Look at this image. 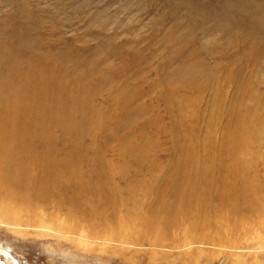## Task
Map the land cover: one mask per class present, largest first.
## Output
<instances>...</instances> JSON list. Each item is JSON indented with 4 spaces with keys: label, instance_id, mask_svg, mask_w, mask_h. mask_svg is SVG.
<instances>
[{
    "label": "rangeland",
    "instance_id": "obj_1",
    "mask_svg": "<svg viewBox=\"0 0 264 264\" xmlns=\"http://www.w3.org/2000/svg\"><path fill=\"white\" fill-rule=\"evenodd\" d=\"M186 62L199 65L200 86L171 84L170 76ZM11 66L15 81L27 80L20 71L27 66L42 69L30 87L21 85L29 104L33 87L42 93L66 81L70 87H102L86 106L101 111L100 123L78 152L87 150L103 171L115 172L110 181L123 197L131 188L154 184L158 174L172 180L180 168V180L192 167L210 177L227 170L233 165L229 134L242 124L239 133L250 131L252 155L246 157L254 159L249 173L262 188L254 200L264 199V0H0V78ZM60 73L66 75L51 77ZM125 93L131 101L119 97ZM51 131L57 140L65 134ZM129 146L140 150L138 155H125ZM212 192L217 195L218 188ZM202 202L213 214L216 203ZM122 204L126 212L135 206L130 200ZM240 204L252 225L249 233L216 218L222 241L210 240L218 233L211 228L214 234L205 230V243L195 245L184 228L172 233L184 243L140 246L93 236L84 226L80 236L66 235L45 210L33 223L0 215V264H264V229L258 227L264 218ZM142 230L154 231L146 223Z\"/></svg>",
    "mask_w": 264,
    "mask_h": 264
},
{
    "label": "bare ground",
    "instance_id": "obj_2",
    "mask_svg": "<svg viewBox=\"0 0 264 264\" xmlns=\"http://www.w3.org/2000/svg\"><path fill=\"white\" fill-rule=\"evenodd\" d=\"M12 66L0 81V215L8 221L17 224L23 221L33 223L34 218L39 220L44 216L42 210H45L49 214V222L63 227L66 235H76L75 233L80 232L84 226L91 235H106L113 242L122 238L129 244L141 246L150 243L164 246L184 243L182 236L173 237L174 229L177 228L178 231L179 228H184L188 230L187 234L192 233V238H189L191 244L200 241L205 243L203 241L204 236L207 235L203 233L205 230L209 229L207 231L212 232L210 229L213 228L215 233L218 232V228L213 224L216 218L226 220L231 225L236 223L238 225L234 224V230L242 228L249 233L252 225H248L249 219L243 213L240 204L243 201L244 204L248 203L250 210L259 212L260 217L264 218V199L262 202L254 200L258 194L262 195V188L257 183L256 177L249 173L254 159L253 156L246 157L251 154L249 153L250 136L246 134L249 129L245 128L243 134L239 133L242 124L236 126L238 129L235 132L229 134L232 137L229 154L233 160L231 165L232 161L229 159L231 161L227 164L229 170L223 168L210 177L209 174L205 175L204 170L202 172L197 167H192L183 175V180H180L181 176H178L181 173L180 168L175 171L172 180L169 178L163 180L161 178L163 175L158 174L159 177H156L154 184L148 182V186L138 187L137 190L131 188L128 196L123 197L118 187L115 188L116 186L114 187L110 181L115 172L103 171L99 159L92 158L87 150L78 152L82 140L96 132L98 128L96 124L100 115L102 116L101 111L97 113L94 108L86 110V106L91 102L93 94L102 87L81 83L70 87L67 81L60 83L58 90L51 87L44 93L33 87L35 93L32 94L33 91L29 89L27 91L35 95L32 96L34 103L29 104L27 102L29 98L24 95L26 87L22 86H29L31 79H35V75L42 69L31 66L23 68L20 71L27 80L20 76L21 78L16 80L17 83L15 81L17 72ZM198 66L192 62L176 69L172 76L169 75V80L176 81L171 84L195 82L200 86ZM65 75V73H60L58 76L52 74L51 77L55 79ZM76 78L74 77L75 80ZM61 88L64 91L67 89L71 91L60 95ZM119 97L125 99V102L131 101L132 98L126 93L119 94ZM131 116L128 114L129 118ZM53 129L63 131L65 134H59L62 137L57 140L52 134ZM58 144L61 148H57ZM130 146L124 150L125 155H132L131 157L138 155L140 150L137 151L134 146ZM123 173L124 171L116 172V174ZM214 187L218 188L217 195L212 192ZM140 192L144 196L140 197ZM128 200L134 202L135 206L128 208L126 212L123 211L122 203ZM201 201L215 202L214 213L207 210L206 206H202ZM145 204L147 209L144 211L142 207ZM57 211L62 214L60 217H55ZM122 211L125 213V218L121 216ZM261 220L258 227L264 229V221ZM125 221L128 223L126 228L123 226ZM145 223L154 230L152 233L145 234L142 230ZM54 224H52L54 228L59 230ZM140 227L139 235L136 236L134 231L139 230ZM232 229L231 231H234ZM222 231L219 229V234L216 233L213 238L209 236L210 240L215 238L222 241L224 235Z\"/></svg>",
    "mask_w": 264,
    "mask_h": 264
}]
</instances>
